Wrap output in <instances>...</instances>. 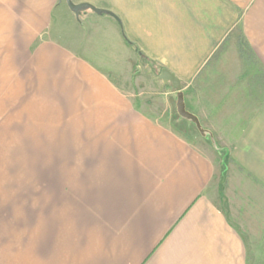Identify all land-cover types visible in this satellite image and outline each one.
Wrapping results in <instances>:
<instances>
[{
  "label": "crops",
  "instance_id": "1",
  "mask_svg": "<svg viewBox=\"0 0 264 264\" xmlns=\"http://www.w3.org/2000/svg\"><path fill=\"white\" fill-rule=\"evenodd\" d=\"M70 1L114 18L0 0V101L68 134L50 175L61 188L38 191L49 202L3 238L0 264L263 261L264 0ZM240 40L254 59L240 58ZM162 70L200 139L146 108ZM223 162L225 209L213 196Z\"/></svg>",
  "mask_w": 264,
  "mask_h": 264
},
{
  "label": "rangeland",
  "instance_id": "2",
  "mask_svg": "<svg viewBox=\"0 0 264 264\" xmlns=\"http://www.w3.org/2000/svg\"><path fill=\"white\" fill-rule=\"evenodd\" d=\"M139 72L134 69L133 74L136 76ZM160 73H155L154 80L158 85L153 87L154 96L149 99V106L145 107L159 111L163 117L169 114L172 126L180 134L200 139V126L179 115L178 97L168 95V90L159 86ZM10 104L11 109L8 107ZM140 107H144L143 104ZM29 114L23 118L18 103L0 101V249L4 237H19L20 223L25 229V223L34 216L36 206H44L49 202L50 197H46L48 194H38V191H50L52 185L55 189L61 188L58 187L60 183L50 181V175L61 172L62 167L57 164L64 162L67 157V126L60 119L52 118V123H49L43 117L34 118V113L31 116ZM226 177L227 164L223 162L220 167L219 195L214 193L213 196L218 197L217 202L224 209L227 202L222 192L226 187ZM62 187L65 188V183ZM254 251L263 261L259 263L252 260L248 264H264V247L260 248L258 243Z\"/></svg>",
  "mask_w": 264,
  "mask_h": 264
},
{
  "label": "water",
  "instance_id": "3",
  "mask_svg": "<svg viewBox=\"0 0 264 264\" xmlns=\"http://www.w3.org/2000/svg\"><path fill=\"white\" fill-rule=\"evenodd\" d=\"M66 6L68 7V9L75 15L76 18H78L79 14L82 12V11H91L92 13L98 15V16H101V15H107V16H110V17H113L114 18V15L108 11H105V10H102V9H98V8H95L91 5H88V4H73L70 0H64ZM159 80H161L164 84H167V83H171L173 85V87L176 89V91H178V103H177V107H178V113L179 115L182 117V118H185V119H188V120H191L192 122H195L197 125L198 124V121L197 119L188 114L183 106H182V94L179 92L180 91V82L179 80L174 77L171 73H169L167 70H162L160 75L158 76Z\"/></svg>",
  "mask_w": 264,
  "mask_h": 264
},
{
  "label": "trees",
  "instance_id": "4",
  "mask_svg": "<svg viewBox=\"0 0 264 264\" xmlns=\"http://www.w3.org/2000/svg\"><path fill=\"white\" fill-rule=\"evenodd\" d=\"M238 50H239L240 58L243 61H247V60L249 61L254 59L252 52L250 51L248 45L244 41L242 40L239 41Z\"/></svg>",
  "mask_w": 264,
  "mask_h": 264
}]
</instances>
